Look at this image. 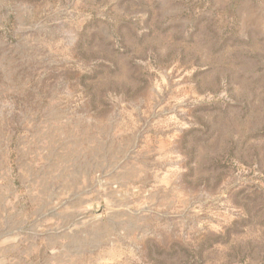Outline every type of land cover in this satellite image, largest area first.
Returning <instances> with one entry per match:
<instances>
[{
	"label": "rangeland",
	"instance_id": "374dc122",
	"mask_svg": "<svg viewBox=\"0 0 264 264\" xmlns=\"http://www.w3.org/2000/svg\"><path fill=\"white\" fill-rule=\"evenodd\" d=\"M0 264H264V0H0Z\"/></svg>",
	"mask_w": 264,
	"mask_h": 264
},
{
	"label": "trees",
	"instance_id": "16d2710c",
	"mask_svg": "<svg viewBox=\"0 0 264 264\" xmlns=\"http://www.w3.org/2000/svg\"><path fill=\"white\" fill-rule=\"evenodd\" d=\"M201 2L203 1V0H200Z\"/></svg>",
	"mask_w": 264,
	"mask_h": 264
}]
</instances>
